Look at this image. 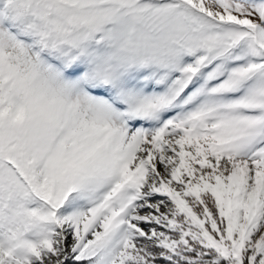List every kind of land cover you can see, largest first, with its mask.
<instances>
[{
    "label": "snow or ice",
    "instance_id": "1",
    "mask_svg": "<svg viewBox=\"0 0 264 264\" xmlns=\"http://www.w3.org/2000/svg\"><path fill=\"white\" fill-rule=\"evenodd\" d=\"M0 264H264V0H0Z\"/></svg>",
    "mask_w": 264,
    "mask_h": 264
}]
</instances>
